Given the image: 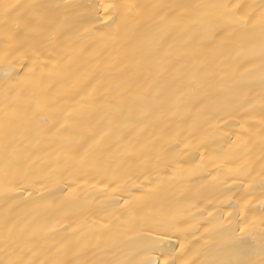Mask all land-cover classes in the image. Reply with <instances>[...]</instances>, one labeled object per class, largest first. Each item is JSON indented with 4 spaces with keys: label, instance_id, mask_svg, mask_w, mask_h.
<instances>
[{
    "label": "bare ground",
    "instance_id": "1",
    "mask_svg": "<svg viewBox=\"0 0 264 264\" xmlns=\"http://www.w3.org/2000/svg\"><path fill=\"white\" fill-rule=\"evenodd\" d=\"M0 264H264V0H0Z\"/></svg>",
    "mask_w": 264,
    "mask_h": 264
}]
</instances>
